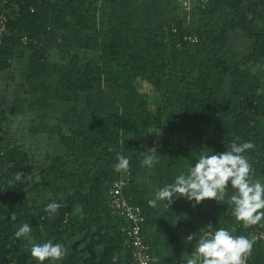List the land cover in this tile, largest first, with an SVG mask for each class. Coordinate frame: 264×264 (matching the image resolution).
<instances>
[{"label": "trees", "instance_id": "obj_1", "mask_svg": "<svg viewBox=\"0 0 264 264\" xmlns=\"http://www.w3.org/2000/svg\"><path fill=\"white\" fill-rule=\"evenodd\" d=\"M1 15L0 264H39L31 244L49 240L67 255L43 264H140L131 219L112 201L118 180L142 209L152 264H185L189 234L264 230V219L245 228L232 215L230 182L224 202L148 204L233 142L254 143L244 155L264 183V0L190 12L178 0H0ZM152 148L158 162L142 166ZM117 153L127 172L115 171ZM53 201L63 206L50 215ZM23 223L30 238H14ZM247 264H264V240Z\"/></svg>", "mask_w": 264, "mask_h": 264}, {"label": "clouds", "instance_id": "obj_2", "mask_svg": "<svg viewBox=\"0 0 264 264\" xmlns=\"http://www.w3.org/2000/svg\"><path fill=\"white\" fill-rule=\"evenodd\" d=\"M254 148L251 141L240 144L233 142L223 152L200 155L186 174L181 173L175 177L174 183L158 188L154 198L148 201L149 206L155 208L158 202H164L165 207L170 208L174 199L179 197L194 201V206L206 199L224 202L230 182L231 188L235 190L228 200L233 206L232 215L245 228L258 224L264 219V183L252 178V166L244 155L247 150ZM156 153L155 148H152L151 154L142 153V166L154 167L158 162ZM129 167V158L117 153L115 171L127 172ZM23 175L22 171L15 173V180L20 181ZM62 206L53 201L45 206V211L51 215ZM15 218L13 215L12 219ZM31 232V226L23 223L14 233V238L27 240ZM185 239L187 242L196 240L194 252L185 264H247L255 244L254 238L233 235L226 228L203 233L198 238L196 234H189ZM30 254L39 264H43L49 259L62 260L67 255V249L61 243L49 240L45 243H32Z\"/></svg>", "mask_w": 264, "mask_h": 264}, {"label": "built area", "instance_id": "obj_3", "mask_svg": "<svg viewBox=\"0 0 264 264\" xmlns=\"http://www.w3.org/2000/svg\"><path fill=\"white\" fill-rule=\"evenodd\" d=\"M181 8L184 12H190L196 6L206 5L210 2V0H178ZM7 27V16H0V36L6 31ZM173 31H177V28L174 27ZM188 40L193 43H196L200 40L198 34H188L186 36ZM124 181L118 180L113 184V189L111 192L112 201L118 205V207H124L126 214L131 219V229L129 235L133 238V244L136 247V253H138V257L140 260V264H152L150 261V256L145 253V251L149 248L148 245L144 242L143 237L141 236L142 226L141 223L144 221V217L142 214V209L139 206L131 207L128 205L127 201L123 198V187ZM252 238L256 241L264 240V230L260 229L255 232ZM251 238V239H252ZM135 264V263H131Z\"/></svg>", "mask_w": 264, "mask_h": 264}, {"label": "rangeland", "instance_id": "obj_4", "mask_svg": "<svg viewBox=\"0 0 264 264\" xmlns=\"http://www.w3.org/2000/svg\"><path fill=\"white\" fill-rule=\"evenodd\" d=\"M179 2V1H178ZM180 4V3H179ZM197 7V6H196Z\"/></svg>", "mask_w": 264, "mask_h": 264}]
</instances>
